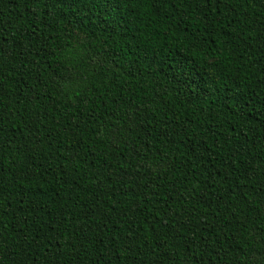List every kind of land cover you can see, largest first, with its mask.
Masks as SVG:
<instances>
[{
	"label": "trees",
	"instance_id": "1",
	"mask_svg": "<svg viewBox=\"0 0 264 264\" xmlns=\"http://www.w3.org/2000/svg\"><path fill=\"white\" fill-rule=\"evenodd\" d=\"M0 264H264V0H0Z\"/></svg>",
	"mask_w": 264,
	"mask_h": 264
}]
</instances>
